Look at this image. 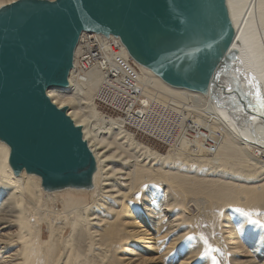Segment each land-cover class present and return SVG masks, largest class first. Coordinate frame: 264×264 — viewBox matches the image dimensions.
<instances>
[{
    "label": "bare ground",
    "instance_id": "6f19581e",
    "mask_svg": "<svg viewBox=\"0 0 264 264\" xmlns=\"http://www.w3.org/2000/svg\"><path fill=\"white\" fill-rule=\"evenodd\" d=\"M15 1L0 0V8ZM224 5L233 31V76L247 83L251 75L264 94V0ZM155 18L144 23L150 53L138 47L135 55L127 39L129 49L120 41L117 51L139 72L146 122L98 110L103 82H119L107 75L113 56L75 74L78 44L67 85L46 89L92 153L84 185L45 189L39 173L12 163L11 146L0 136V264H264L254 253L259 244L264 252V226L254 222H264V113L246 95L252 89L235 86L223 70L206 88L202 76L196 83L189 64L194 49L206 44L202 26L185 34L188 28L173 30L171 20ZM163 61L196 86L165 79L156 70ZM60 192L88 194L89 200H64V213L43 210L41 197Z\"/></svg>",
    "mask_w": 264,
    "mask_h": 264
},
{
    "label": "water",
    "instance_id": "95a60500",
    "mask_svg": "<svg viewBox=\"0 0 264 264\" xmlns=\"http://www.w3.org/2000/svg\"><path fill=\"white\" fill-rule=\"evenodd\" d=\"M226 13L224 0H17L1 7L0 136L11 146L12 163L39 173L45 189L86 183L92 153L80 128L46 95L49 86L67 85L83 31L116 36L137 55L138 47L150 53L146 20L161 15L158 20H171L173 30L188 28L185 34L199 24L206 44L194 49L188 63L199 77L196 83L202 76V87L210 86L220 69L235 86L249 89L233 76L228 56L233 31ZM156 70L174 84L196 86L168 62Z\"/></svg>",
    "mask_w": 264,
    "mask_h": 264
},
{
    "label": "built area",
    "instance_id": "2783aa9c",
    "mask_svg": "<svg viewBox=\"0 0 264 264\" xmlns=\"http://www.w3.org/2000/svg\"><path fill=\"white\" fill-rule=\"evenodd\" d=\"M77 44L79 53L73 66L75 74L85 72L96 64L105 63L103 57L106 55L113 56L111 66L106 65L109 70L107 75L111 74L110 78L117 77L119 82L105 80L98 101L107 109L116 111L130 123L146 122L147 114L142 112V109L147 105L143 103L142 94L137 89L139 72L137 74L129 58L117 53L121 48L120 39L112 35L105 36L101 33L84 31Z\"/></svg>",
    "mask_w": 264,
    "mask_h": 264
},
{
    "label": "rangeland",
    "instance_id": "374dc122",
    "mask_svg": "<svg viewBox=\"0 0 264 264\" xmlns=\"http://www.w3.org/2000/svg\"><path fill=\"white\" fill-rule=\"evenodd\" d=\"M97 101L98 100H96V102ZM98 105H99V109L97 108L98 110H101L104 114L105 113L109 114L108 112H106V111H109V110L108 109H104L102 106H100L99 101H98ZM182 105L178 108L179 111L183 110L184 107ZM87 109H88V112H90L89 108H87ZM114 131L116 132L115 129H114ZM116 133H118V132H116ZM118 136L122 137V135L120 133L118 134ZM139 137H140V135H135L136 139L141 140V141L142 140L146 141V143L148 142L147 140H144L142 137H140V138ZM123 141H126V140L124 138L123 139L121 138L120 140L118 139V142H123ZM128 143H130V142H125L123 145H127ZM147 144L151 145L152 141L150 140V142H148ZM132 147H134V144H131V146L128 148V150H131ZM156 148L161 150V151H164V149L167 150L165 148V146H163V145L156 146ZM68 186H74V187H78L79 188V186L68 184V185L62 186L61 188L59 187L58 189L57 188L53 189L52 191L58 192L60 190H65V189H68ZM41 196H43V195H41ZM88 197H89L88 194H81V193H75V192H65V193L64 192H62V193L60 192V193L56 194V196H48V197H44L43 196V197H41L40 203L43 204V210L53 209V210H57L58 212L61 211V213H64V211H63L64 200H69V201H72V202H75V201H77V202H86L87 200H89ZM46 233L47 232H46L45 226L41 225V237L46 238V236H47ZM68 233H69V230L66 229L62 235L66 236ZM259 246H261V245L259 244L256 247V249L258 251L254 252L255 255H256V258H257L256 262L261 260L262 258H264V252L262 253V251L259 248ZM249 250L252 251L251 248ZM231 264H232V262H231Z\"/></svg>",
    "mask_w": 264,
    "mask_h": 264
},
{
    "label": "snow or ice",
    "instance_id": "6c2138e0",
    "mask_svg": "<svg viewBox=\"0 0 264 264\" xmlns=\"http://www.w3.org/2000/svg\"><path fill=\"white\" fill-rule=\"evenodd\" d=\"M236 71L239 72L240 70L236 69ZM247 84L252 89V91L247 92L246 95L252 96V98L255 101L254 107L256 108V110L264 113V94H262V92H261L259 82L254 77L249 75L247 78ZM250 106H252V105H250ZM238 211H239V209H238ZM245 215L250 216L251 213H246ZM254 222L255 223H261L262 226H264V222H261L259 220L254 221Z\"/></svg>",
    "mask_w": 264,
    "mask_h": 264
}]
</instances>
